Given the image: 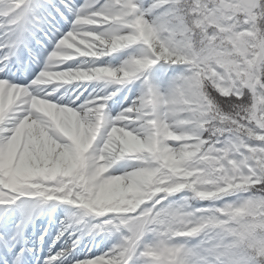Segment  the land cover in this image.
Returning a JSON list of instances; mask_svg holds the SVG:
<instances>
[{
  "label": "snow or ice",
  "instance_id": "6c2138e0",
  "mask_svg": "<svg viewBox=\"0 0 264 264\" xmlns=\"http://www.w3.org/2000/svg\"><path fill=\"white\" fill-rule=\"evenodd\" d=\"M0 264H264V0H0Z\"/></svg>",
  "mask_w": 264,
  "mask_h": 264
}]
</instances>
